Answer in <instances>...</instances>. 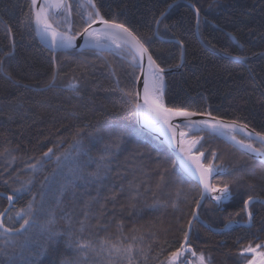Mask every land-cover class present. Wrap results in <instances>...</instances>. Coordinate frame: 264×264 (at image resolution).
Segmentation results:
<instances>
[{"label": "trees", "instance_id": "16d2710c", "mask_svg": "<svg viewBox=\"0 0 264 264\" xmlns=\"http://www.w3.org/2000/svg\"><path fill=\"white\" fill-rule=\"evenodd\" d=\"M94 3L104 19L132 31L162 68L177 66L183 49L181 68L164 75L167 107L209 113L264 134V0ZM85 5L81 0H68L64 12L70 13L72 34L89 23ZM161 12H165L163 17ZM0 61V153L8 149V154L0 155V212H6V224L19 228L23 220L16 212L30 201L37 209L38 223H42L56 203L54 197L71 164L82 165L84 171V177L74 181L56 206L54 230L61 235L46 242L37 230L29 251L14 257L17 264H72L80 254L75 250V238L70 240L68 233L91 234L95 239L94 227L83 234L77 229L84 202L95 196L101 185L100 203L105 206L101 222L114 217L108 228L113 239L120 222L127 235H144L147 264H167L169 252L183 241L201 189L161 141L138 127L134 107L137 62L134 66L130 56L118 48L54 53L37 38L30 0H0ZM53 68L58 70L62 85L75 80L79 94L46 87ZM191 135L200 138L196 151L205 154L206 165L211 162L230 170L214 177L212 184L227 183L232 197L219 203L204 198L199 208L202 222H194L189 238L190 252L202 254L207 264H247L252 253L242 250L264 245V162L209 132ZM76 140L80 141L78 155ZM49 148L53 152L44 157ZM63 153L71 155L59 165L57 157L62 158ZM101 155L107 158L100 160ZM31 164L37 167L31 169ZM161 169H167L166 180L157 189ZM178 173L187 176L182 185L173 182ZM29 179L32 182L21 193L13 191ZM129 181L140 185L141 195L135 200L129 199ZM122 184L126 190L120 193ZM112 193L117 194L114 202L103 199ZM9 195L15 196L11 203ZM249 196L254 199L245 210L244 200ZM156 199L164 203L150 207ZM100 203H93L92 211L99 212ZM248 212L252 217L245 225ZM66 215L71 217V229ZM231 222L235 223L223 230ZM90 223L95 225L96 220ZM133 229L135 232L130 231ZM98 234L104 236L105 232ZM15 235L0 233V247ZM258 250L264 251V247ZM5 259L0 257V261Z\"/></svg>", "mask_w": 264, "mask_h": 264}, {"label": "snow or ice", "instance_id": "6c2138e0", "mask_svg": "<svg viewBox=\"0 0 264 264\" xmlns=\"http://www.w3.org/2000/svg\"><path fill=\"white\" fill-rule=\"evenodd\" d=\"M87 3L92 6L93 9L96 8L94 0H87ZM37 0H32V8L31 11L34 12L35 22L38 26L42 25V29H40V34L44 36H51L52 43L54 46H58L62 49H67L72 47L73 42L75 41V36L69 35L67 32H58L55 27H53V23L51 22V16L58 14L54 10H63L64 8V0H43L42 3L39 4L37 9ZM171 7V5H169ZM166 12V10H165ZM165 12H161V17L165 15ZM70 15V13H69ZM93 13H88V20L91 21L84 28V32L86 33V37L90 38L96 47H101L103 44V40L106 38L113 39L115 42V37L119 35H123L127 38H130L132 50H130L129 54L132 56L134 66L136 56L139 55L143 58L147 55L148 61V71L145 74L144 82H143V105L138 101L134 104L135 109L138 114L143 118L146 122L150 124V126L160 127V121L163 122L164 125L168 126V130L172 133L171 140L175 142L176 140V129L169 123L173 116L176 117H192L197 115V113L189 112L179 108H169L164 104L163 99V89H164V76L162 73L165 71L161 68L156 61L153 59L152 55L148 54V49L135 37L132 33L126 28L123 24H118L113 21H109L104 19L103 16L100 15L99 11H95V15L97 17L96 20L92 19ZM198 15V11H197ZM97 20L103 28L100 30H92L91 24L97 23ZM161 20L157 18L156 23L159 24ZM76 35H80L79 32ZM128 40H125L124 44H118V48H127ZM143 68V65H140ZM3 61H0V70H2ZM59 81V72L56 68H53L50 79L48 83L45 85L48 88H63L68 89L76 94L78 93V84L75 80L70 81L68 84H61ZM139 95V94H137ZM147 108L148 112H145L144 109ZM151 114H154L155 119H152ZM204 115V114H201ZM215 123L210 120H200V121H188L183 127H188L190 129H194L197 131H203L204 128H208L212 131H219L220 128L224 129H235V122L232 124H224L219 119L213 118ZM130 135L132 133H129ZM80 135V133H77ZM256 136L259 137L261 144H264V134L256 133ZM185 133L183 131L180 132V140H179V153L181 155V163L184 165L185 171L190 170L192 166H194L195 171L199 173V180L201 185L203 186L202 191L200 192V200H197V206L201 204V200L206 198V193L208 192H219L220 195L213 196L212 199L216 202H221L224 200H228L232 197L231 189L229 185L225 183L223 187H218L217 185H213L209 182V177L214 174H227L230 170L224 168L222 165H214L213 163H209L207 166L201 163V157H203L204 153L193 154V149L199 142L200 138H193L191 140L186 141L184 139ZM232 139L235 140L236 137L233 135ZM139 142V141H138ZM242 148L247 149L257 156H264V152H262L259 148H254L250 143H244L243 141L238 142ZM75 145L77 147V155L79 154V145L80 141L76 140ZM105 152H107V146L105 147ZM53 152V149L49 148L47 152L43 155L44 157H49V155ZM8 154V149H5L3 153L0 155ZM65 160L70 157V153L61 154ZM215 156V153L213 154ZM107 157L105 155H101L99 157L100 160H104ZM13 161H15L16 157H11ZM61 157H57L59 161ZM185 161H189L190 164L185 163ZM39 163V161H37ZM143 166L142 164L140 165ZM29 168L35 169L37 164L28 165ZM55 171V170H54ZM231 171H235V168L231 169ZM167 169H161V175L159 178V182L156 185V188H160L162 183L166 180L165 173ZM91 175V174H89ZM99 178V173L96 174ZM107 175V173H105ZM84 177L83 166L78 163H73L68 169V173L64 176L63 183L59 185L58 194L54 197L55 205L50 207L47 211V218L42 222L38 223L37 221V209L33 206L30 201L26 208L19 209L16 212V216L20 217L23 220V223H20L19 228L10 227L5 222L6 212H0V233L5 236H10L12 233L16 235L9 240L4 242V247H0V257H6L5 260L0 261V264H17L14 257L16 255L23 256L26 251H29V246L33 241V236L38 233L40 236L46 238L47 241H53L55 237L61 235L58 231L54 230V225L56 223V206L61 203V198L63 197L66 190H68L71 186H73L74 181L77 179H82ZM18 177H15L14 180H18ZM49 177H45V180H48ZM187 176L183 173H178L177 176L173 177V182L182 185L185 183ZM32 181L25 180L20 183V187L14 189L15 193H21L22 190L25 189V185L30 184ZM7 183V182H6ZM103 185L97 188L96 195L89 198V200L85 201L82 206L83 218L79 220V228L77 229L78 233H85L86 229L95 228L97 230V234L95 239L89 236L85 237L83 235H76L75 233L69 232V239L72 240L75 238L76 243V252L79 257L72 261V264H147L148 262V252L144 247V235H136L133 234L131 236L124 233V225L120 222L116 224V231L118 235L113 239V234L108 231L109 225L111 224V220L114 217H110L107 222L102 223L104 217V204L100 203L101 201V188ZM140 185L134 184L132 181L128 182L127 191L130 193L129 199L135 200L137 197L141 195L139 192ZM125 187L122 184L120 189L118 190L120 193L125 191ZM148 189L145 188V191ZM116 193H112L111 197H104L103 199H111L113 202L116 199ZM177 198L180 195V189L177 188L176 191ZM8 201L11 203L15 196L9 195L7 197ZM253 197L249 196L248 199L244 200L245 210L248 209L250 202L253 201ZM93 203H100V211L95 212L92 211ZM164 202L156 199L150 207H156L157 205H161ZM134 206V205H133ZM172 206L178 207L176 200L174 199L172 202ZM249 220H251L252 213L248 212ZM193 218L198 219L197 213L193 211ZM10 220L14 218L9 217ZM65 219L69 221V229L72 227V221L70 215H66ZM92 219L96 220L95 225H91L90 221ZM15 223H19V221H14ZM192 227V220L188 221V229L190 230ZM103 230L105 232L104 236H100L99 231ZM135 232V229L130 230ZM153 239H155V235L151 234ZM189 235L190 231H184L183 233V241L180 244L179 248H176L174 251L169 252L167 257V264H180L181 258L185 255V253L191 251L189 245ZM260 247H264V245H257L253 248L249 245L246 249L242 250L247 253H254L255 259L250 260L248 264H264V252H259L258 249ZM148 248H151V245H148ZM163 251V249H161ZM195 256V252L192 253ZM199 264H205V257L201 254L199 256ZM163 264V262H162Z\"/></svg>", "mask_w": 264, "mask_h": 264}, {"label": "water", "instance_id": "95a60500", "mask_svg": "<svg viewBox=\"0 0 264 264\" xmlns=\"http://www.w3.org/2000/svg\"><path fill=\"white\" fill-rule=\"evenodd\" d=\"M30 1H31V8H32V0H30ZM42 2H43V0H37V5H36L37 9L39 7V4L42 3ZM67 4H68V0H64V8H63V10H54L58 14L53 15V16L57 17L60 13H62L65 10ZM93 10L96 11L97 9L95 8ZM196 12H197V10H196ZM32 13H33V25H34V29H35V33L37 35V38L39 39V41L44 46H46L48 49H50L54 53H57L59 51H65V50H73V49L74 50L92 49V50H97V51H109V50H112L113 48H118L117 45L119 43L113 42V39H111V38L104 39L102 46L101 47H96L94 42L90 38L86 37V33L83 31L84 29L81 32H79L80 35H76V34L73 35V36H75V41L73 42L72 47L67 48V49H62V48H60L58 46H54L53 43H52V40L50 38L40 34V29H42L43 26L42 25L38 26L36 24L34 12H32ZM197 16H199V14ZM96 19H97V17L94 20H96ZM115 23H118V22H115ZM118 24H120V23H118ZM102 28H103V25H101L99 23V21L97 20V23L91 24V28L89 29V31L100 30ZM156 28H157V25H156ZM130 32L132 33L133 36H135L142 43V41L132 31H130ZM119 36L122 37L124 40H128L129 41L128 42V47L132 50V45H131L130 38H127V37H125L123 35H119ZM115 38H117V36ZM148 54H150L149 50H148ZM136 58H137V61H138L137 66L139 68V74H138V77H137V80H136V102L138 101L140 104L143 105V102H144L143 101V82H144L145 74L148 71V61H147V55H145L143 58H141L139 55H137ZM232 58L234 60H240V58H238V57H232ZM182 62H183V49H182L181 62L175 67L163 68L165 71L162 73V75L164 76L167 73L178 71L181 68ZM141 64L143 65V68H141V66H140ZM163 93H164V89H163ZM137 94H139V95H137ZM164 104H165V101H164ZM165 106H166V104H165ZM193 113H196V112H193ZM201 114H204V115H201ZM213 118H217V117H215V116H213V115H211L209 113H197V115H194V116L188 117V118L173 116L172 119L169 121V123L176 129V140H175V142H172V140H171L172 133L168 130V126L167 125H164L163 122L160 121V127L150 126V124H148L143 118H141V116L138 114V112L136 110V121H137L138 127L141 128L142 130L150 133L151 135H153L155 138H157L159 141H161L170 150V152L175 157V160H176L179 168L189 178H191L193 181H195L198 184V186L200 187L201 191L203 189V186L201 185L200 180H199V173L195 171L194 166H192L190 168V170L185 171L184 165L181 163V155L182 154L179 153L180 132L183 131L185 133L184 139L186 141L191 140L193 138H196V137H193V136L190 135L191 131L188 130V127L186 129H182L183 125L188 123V121H200V120H210L213 123H215V120H213ZM217 119H219L224 124H232L233 122H235V125H236L235 129L234 130H230V129L220 128L219 131H215L214 132V131H212V130H210V129L205 127L203 131L209 132L211 134H214V135L220 137L221 139L225 140L227 143L231 144L232 146H234L235 148L239 149L240 151L252 156L253 158H256V159L264 162V156H257L255 153H253V152H251V151H249L247 149L242 148L241 145L238 143L240 140H238V139L233 140L232 136L229 134V133L232 132V133H235V134H238V135H242V136L248 137V138H250V139H252L254 141H257V142L261 143L259 137L256 136V133H258V132H256L255 130H253L249 126H247L245 124H242V123H239V122L234 121V120H226V119H221V118H217ZM192 131H197V130L193 129ZM199 141H200V139H199ZM244 143H246V142H244ZM198 144H199V142H198ZM198 144L192 150L193 154L203 153V152H197L196 151V149L198 147ZM185 163L190 164L189 161H185ZM201 163L205 164L204 163V156L201 157ZM220 175H222V174H214V175L210 176L209 177V182L212 184L213 178L217 177V176H220ZM218 187H223V186H218ZM216 195H220V193L218 191L217 192H208V193H206V197L209 200H212V201H214L212 199V197L216 196ZM200 199H201V197H199V200ZM203 200L204 199L201 200V203L203 202ZM200 205L197 206V204H196V206L194 208V210L197 213L198 219L193 218V214H192V216L190 218V220H192V227H191L190 230L187 228V231H190V235H191V232H192V228H193L194 222L195 221L202 222V219L199 216ZM250 221L251 220H249V216H248V221L246 223H244V224L245 225H249ZM233 223H235V222L227 223L224 226L223 230H225L230 224H233ZM190 235H189V238H190ZM189 264H190V262H189ZM258 264H259V262H258Z\"/></svg>", "mask_w": 264, "mask_h": 264}, {"label": "rangeland", "instance_id": "374dc122", "mask_svg": "<svg viewBox=\"0 0 264 264\" xmlns=\"http://www.w3.org/2000/svg\"><path fill=\"white\" fill-rule=\"evenodd\" d=\"M81 3L83 5L86 4L85 6H86V14H87L86 16H87V19H88V13L91 12V13H93L92 19L94 20L96 18L95 10H93V8L91 7V5H89L87 3V0H81ZM50 19H51V22L53 23V27H55L57 30H59L61 32H67L69 35H72L71 34V31H70V28H71L70 27L71 18H70V15H69V11L63 12V15L61 17H59V16H57V17L51 16ZM90 22L91 21H89V23ZM119 49H122V48H119ZM122 50H124V52L128 56H130L131 60L133 61L132 56L129 54V52H130L131 49L127 46V48H124ZM135 61H137V58L135 59ZM186 128L187 127H182V129H186ZM188 130L192 131L193 129L188 128ZM64 160H65L64 157H62L61 160H60V164L59 165H62L63 162H64ZM258 251L259 252H263L261 250H258ZM192 253L193 252H190V251L187 252V253H185V255L181 258L180 264H183V263L184 264H188V262H190V264H199V259L198 258H199V256L201 254L195 253L196 255L193 256ZM252 254H254V253H252ZM205 264H207L206 261H205Z\"/></svg>", "mask_w": 264, "mask_h": 264}, {"label": "flooded vegetation", "instance_id": "af4514ba", "mask_svg": "<svg viewBox=\"0 0 264 264\" xmlns=\"http://www.w3.org/2000/svg\"><path fill=\"white\" fill-rule=\"evenodd\" d=\"M192 132H194V131H191L190 132V135H191V133ZM231 136H235L236 137V139H238V140H240V141H243V142H246V143H250V144H252V146L253 147H255V148H259V149H261L263 152H264V146L261 144V143H259V142H257V141H254V140H252V139H250V138H248V137H245V136H242V135H238V134H235V133H229ZM192 136V135H191ZM254 142H257V143H259V145L260 146H257V145H255V143ZM248 221V220H247ZM247 221H245L244 223H246ZM264 252V251H263ZM256 257H255V254H251V258L248 260V262L250 261V260H253V259H255ZM248 264V263H247Z\"/></svg>", "mask_w": 264, "mask_h": 264}, {"label": "bare ground", "instance_id": "6f19581e", "mask_svg": "<svg viewBox=\"0 0 264 264\" xmlns=\"http://www.w3.org/2000/svg\"><path fill=\"white\" fill-rule=\"evenodd\" d=\"M57 31H58V32H61V31H59V30H57ZM47 37L51 39V36H50V35H48ZM114 39H115V42H116V43H119V44H123V43L125 42V40H124L122 37H120V36H117V38H114ZM51 40H52V39H51ZM144 111H145V112H148V109L145 108ZM151 116H152V119H155L154 114H151ZM147 123H148V122H147ZM148 124H149V123H148Z\"/></svg>", "mask_w": 264, "mask_h": 264}]
</instances>
